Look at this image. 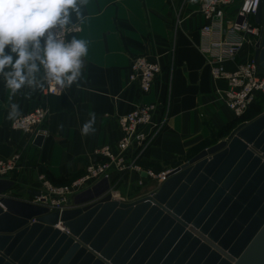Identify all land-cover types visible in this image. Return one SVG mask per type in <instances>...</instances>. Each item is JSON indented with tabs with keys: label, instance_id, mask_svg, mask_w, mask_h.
I'll list each match as a JSON object with an SVG mask.
<instances>
[{
	"label": "crops",
	"instance_id": "obj_1",
	"mask_svg": "<svg viewBox=\"0 0 264 264\" xmlns=\"http://www.w3.org/2000/svg\"><path fill=\"white\" fill-rule=\"evenodd\" d=\"M236 8L237 3L225 7V16ZM85 15L83 23L75 24L78 30L66 38L89 41L85 79L80 87L74 85L48 98L37 90L31 99L24 97L30 90L22 89L12 97L11 102L20 105L22 115L38 105L46 106L43 127L47 135L39 147L29 144L27 135L9 128L6 116L10 93L0 79V158L19 156L17 168L3 179L13 184L7 196L33 201L27 192L39 191L40 173L55 186L70 183L86 164L98 161L95 150L114 146L119 138L117 117L140 103L153 104L158 110L166 105L168 109L166 123L138 159L143 171L175 168L193 156V151L209 146V128L218 131L233 124L228 135L240 123L217 93L225 90L226 82L211 79L198 52V30L206 21L195 1L181 5L179 0H89ZM250 49L249 44H244L233 62L224 63V68L231 70L233 64L244 63ZM138 56L160 68L146 95L127 84V69ZM89 112L96 114L97 131L84 136L80 129ZM158 117L156 111L152 121ZM110 182L113 194L122 202L156 189L153 180L135 170L113 172Z\"/></svg>",
	"mask_w": 264,
	"mask_h": 264
},
{
	"label": "water",
	"instance_id": "obj_2",
	"mask_svg": "<svg viewBox=\"0 0 264 264\" xmlns=\"http://www.w3.org/2000/svg\"><path fill=\"white\" fill-rule=\"evenodd\" d=\"M252 23L264 75V0ZM12 187L0 179V264H264V111L133 201L114 198L105 178L60 211L7 196Z\"/></svg>",
	"mask_w": 264,
	"mask_h": 264
},
{
	"label": "built area",
	"instance_id": "obj_3",
	"mask_svg": "<svg viewBox=\"0 0 264 264\" xmlns=\"http://www.w3.org/2000/svg\"><path fill=\"white\" fill-rule=\"evenodd\" d=\"M181 5L189 0H179ZM198 5V11L205 23L198 30V52L204 58L212 80H223L226 88L217 91L223 98V105L232 113L234 118H240L260 93H264V75L258 72L251 55L244 63H235L231 70L224 68L225 62H233L237 52L244 44L253 45L260 34V28L248 17L255 13L259 0H192ZM237 3L233 20H229L224 8ZM176 23L179 15H175ZM78 27L65 29V37L75 32ZM160 68L144 56L134 58L127 69V84L134 85L141 95H146L152 86ZM63 90L54 83L46 84L43 96L48 98ZM159 111V117L152 121L153 115ZM45 105H38L15 121H10L9 128L28 136L32 145L37 136L44 138L47 130L43 123L47 118ZM167 106L157 109L153 104L140 103L131 110L117 117L116 123L119 138L114 146H102L94 154L99 159L84 166L81 174L65 185L51 184L43 174H38L39 197L32 198L33 203L45 206L49 211L62 210L68 196L89 188L97 181L105 178L112 192L111 174H123L130 170L143 173L144 178L160 184L169 170L143 171L135 163L142 152L150 144L168 118ZM146 128V130H145ZM19 156L14 154L7 159L0 158V179L17 168ZM3 196V195H2ZM114 198L116 196L113 194ZM117 199V198H116ZM118 200V199H117ZM64 231V229H63Z\"/></svg>",
	"mask_w": 264,
	"mask_h": 264
},
{
	"label": "clouds",
	"instance_id": "obj_4",
	"mask_svg": "<svg viewBox=\"0 0 264 264\" xmlns=\"http://www.w3.org/2000/svg\"><path fill=\"white\" fill-rule=\"evenodd\" d=\"M89 0H0V79L9 91L6 119L21 117V107L11 102L22 89L25 99L54 83L59 89L80 87L85 79L89 41L65 37V29L83 23ZM6 48L8 51H6ZM80 131H97L96 114Z\"/></svg>",
	"mask_w": 264,
	"mask_h": 264
},
{
	"label": "trees",
	"instance_id": "obj_5",
	"mask_svg": "<svg viewBox=\"0 0 264 264\" xmlns=\"http://www.w3.org/2000/svg\"><path fill=\"white\" fill-rule=\"evenodd\" d=\"M253 103L254 104H252L240 118H236V122H240L241 123V122H245V121H250L255 116L259 115L264 109V94H262L261 97L257 101L254 100ZM233 126H234L233 124L229 125V126H225L224 128H221L218 131H213L211 128H209V139L207 140L208 142H206V144H208L209 146L215 144L217 141H219L220 138H222L225 135H227L228 131ZM199 151H200V149H197V150L193 151V153L196 154ZM135 163L137 165H139L140 164V160H137ZM158 171H160V170H158Z\"/></svg>",
	"mask_w": 264,
	"mask_h": 264
},
{
	"label": "rangeland",
	"instance_id": "obj_6",
	"mask_svg": "<svg viewBox=\"0 0 264 264\" xmlns=\"http://www.w3.org/2000/svg\"><path fill=\"white\" fill-rule=\"evenodd\" d=\"M237 6H238V5H237ZM230 13H231V14H229V16L227 15V18H228L229 20H233V18H234V17H233V16H234V12H232V9H231ZM251 19H252L251 16H249V17H248V22H251ZM250 48L252 49V46H251V45H250ZM251 49H250V50H251ZM251 54H252V52H250L249 56H250ZM262 94H264V93H260V94H258V96H257V98H256L255 100L257 101V100L261 97ZM252 104H254V103H252ZM252 104H251V105H252ZM251 105H250V106H251ZM250 106H249V107H250ZM249 107H248V108H249ZM263 111H264V109H263ZM263 111H262V112H263ZM245 122H247V121H245ZM169 169L171 170V169H173V168H167V169H164V170H169ZM157 172H159V171H157Z\"/></svg>",
	"mask_w": 264,
	"mask_h": 264
}]
</instances>
